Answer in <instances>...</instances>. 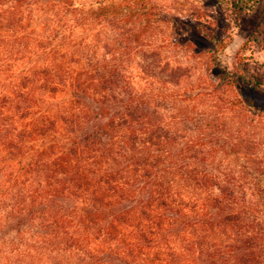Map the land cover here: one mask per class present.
I'll list each match as a JSON object with an SVG mask.
<instances>
[{
	"label": "trees",
	"instance_id": "trees-1",
	"mask_svg": "<svg viewBox=\"0 0 264 264\" xmlns=\"http://www.w3.org/2000/svg\"><path fill=\"white\" fill-rule=\"evenodd\" d=\"M167 1L0 0V264H264L262 80Z\"/></svg>",
	"mask_w": 264,
	"mask_h": 264
},
{
	"label": "rangeland",
	"instance_id": "rangeland-1",
	"mask_svg": "<svg viewBox=\"0 0 264 264\" xmlns=\"http://www.w3.org/2000/svg\"><path fill=\"white\" fill-rule=\"evenodd\" d=\"M167 2V10L180 16L198 17L201 29L182 25L181 38L186 36L187 42L163 56H192L191 60L200 57L199 65L204 68L205 64L215 68L220 64L230 69L239 61L248 62L251 72L258 71L262 80L258 89L261 92H250L249 96L264 108V0H257L251 11L241 15L232 12L229 0Z\"/></svg>",
	"mask_w": 264,
	"mask_h": 264
}]
</instances>
